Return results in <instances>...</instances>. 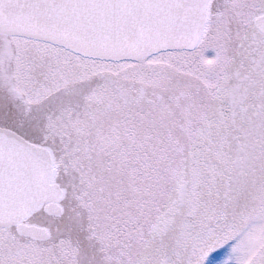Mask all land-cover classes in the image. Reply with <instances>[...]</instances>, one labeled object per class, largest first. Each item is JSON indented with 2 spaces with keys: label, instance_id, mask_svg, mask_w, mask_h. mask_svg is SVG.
<instances>
[{
  "label": "snow or ice",
  "instance_id": "obj_1",
  "mask_svg": "<svg viewBox=\"0 0 264 264\" xmlns=\"http://www.w3.org/2000/svg\"><path fill=\"white\" fill-rule=\"evenodd\" d=\"M0 264H264V0H0Z\"/></svg>",
  "mask_w": 264,
  "mask_h": 264
}]
</instances>
